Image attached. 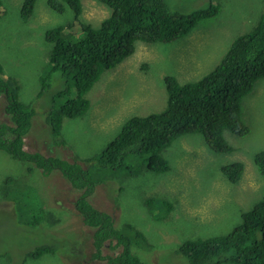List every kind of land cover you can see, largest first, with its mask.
I'll return each instance as SVG.
<instances>
[{"label": "rangeland", "instance_id": "374dc122", "mask_svg": "<svg viewBox=\"0 0 264 264\" xmlns=\"http://www.w3.org/2000/svg\"><path fill=\"white\" fill-rule=\"evenodd\" d=\"M0 1L3 78L17 85L19 104L36 111L30 131L23 138L24 150L77 162L83 169L82 162L88 161L89 178L97 184L86 200L113 218L115 230L132 240L130 252L142 264H188L178 253L182 244L231 233L241 224L242 215L261 201L264 180L253 159L264 151V79L257 81L242 99L247 134L224 132L230 152L215 153L201 135L187 134L160 152L167 162L164 173L148 171L144 155H128L115 169L101 168L98 163L130 117L159 114L166 109L165 77L187 84L211 72L233 40L254 29L264 11V0H217V14L199 22L181 39L138 43L132 56L104 71L86 93L88 106L82 115L61 118L57 137H52L45 125L46 111H56L57 91L66 94L69 84L49 73L46 31L63 25L65 37H72L79 23L97 27L109 10L96 0H80L82 11L74 19L69 11L57 15L47 7L46 0H38L32 17L27 19L20 14L24 0ZM205 2L167 0L166 5L173 12H189L203 8ZM48 74L51 77L46 84L51 91H44L38 98L41 80ZM5 104L3 97L0 124H10ZM236 162L243 164L244 170L240 180L231 183L221 168ZM16 191L14 212L10 197ZM81 194L58 172L44 176L30 163L0 151V206L6 202V211L24 219L20 210L26 206V196L29 200L37 197L47 211L41 225L29 227L17 218L18 223L13 222L0 207V264H107L93 259L92 230L84 227L74 206ZM139 234L142 239L138 241ZM46 244L52 245L55 252L39 258L30 256L34 248ZM115 246L114 242L105 243L101 256H115Z\"/></svg>", "mask_w": 264, "mask_h": 264}, {"label": "trees", "instance_id": "16d2710c", "mask_svg": "<svg viewBox=\"0 0 264 264\" xmlns=\"http://www.w3.org/2000/svg\"><path fill=\"white\" fill-rule=\"evenodd\" d=\"M37 1H23L20 10L23 18L32 17ZM96 1L109 10L107 18L97 27L79 23L75 34L65 37V27L58 25L45 34L50 44L49 73L69 84L66 94L63 90L57 91L59 101L56 111H46L45 125L51 129L52 137H57L62 117L83 114L88 106L86 93L104 71L116 68L132 56L138 43H168L181 39L199 22L215 16L218 11L217 0H205L203 8L189 12L170 11L167 0ZM46 4L57 15L69 11L74 19L82 11L80 0H46ZM2 71L0 66V99L5 97L4 113L10 124H0V151L14 160L30 163L44 176L58 172L75 190L82 192L74 206L84 227L92 230L93 259L105 260L107 264H142L130 252L132 240L115 230L113 218L98 211L86 200L97 184L89 178L86 170L88 161L82 162L86 168L83 169L77 162L69 163L24 150L23 138L30 131L36 111L19 104L17 85L3 78ZM50 77L48 74L41 80L42 90L38 98L43 96L44 91H51L49 83L46 84ZM164 79L166 109L159 114L130 117L122 125L117 138L99 156V167L115 169L128 155H144L148 171L164 173L168 170L167 162L160 152L174 139L187 134L201 135L207 147L215 153L230 152L232 149L227 145L224 132L231 131L237 136L247 134L248 128L242 120V99L257 81L264 79V11L254 29L235 38L221 61L207 75L187 84H180L170 76ZM71 91L73 93L70 94ZM38 116L41 118V115ZM253 163L264 180V151L254 156ZM243 170V164L239 162L221 168L222 174L231 183L240 180ZM13 194L10 199L15 212L18 191ZM25 200L26 206L20 210L25 220L18 218L16 213L6 211L3 206L8 204L0 207L11 215L13 222L18 223L19 219L26 221L29 227H38L47 213L43 210V201L37 200V197L29 200L27 196ZM141 239L139 234L137 240ZM113 242L118 246L112 247L116 255L102 257L105 243ZM54 252L55 248L46 244L34 248L29 254L39 258L42 254ZM178 253L188 264H264V196L242 215L241 224L231 233L185 242Z\"/></svg>", "mask_w": 264, "mask_h": 264}, {"label": "bare ground", "instance_id": "6f19581e", "mask_svg": "<svg viewBox=\"0 0 264 264\" xmlns=\"http://www.w3.org/2000/svg\"><path fill=\"white\" fill-rule=\"evenodd\" d=\"M65 142H67V141H65ZM2 203H4V202H2ZM5 204H6V202H5Z\"/></svg>", "mask_w": 264, "mask_h": 264}]
</instances>
